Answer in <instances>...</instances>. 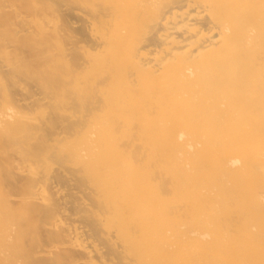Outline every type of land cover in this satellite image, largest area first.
Listing matches in <instances>:
<instances>
[{"label": "bare ground", "instance_id": "bare-ground-1", "mask_svg": "<svg viewBox=\"0 0 264 264\" xmlns=\"http://www.w3.org/2000/svg\"><path fill=\"white\" fill-rule=\"evenodd\" d=\"M0 264H264V0H0Z\"/></svg>", "mask_w": 264, "mask_h": 264}, {"label": "rangeland", "instance_id": "rangeland-1", "mask_svg": "<svg viewBox=\"0 0 264 264\" xmlns=\"http://www.w3.org/2000/svg\"><path fill=\"white\" fill-rule=\"evenodd\" d=\"M26 0H15V2H18V3H20V4H22L23 2H25ZM38 1V3L40 4L41 3V0H37ZM2 15V14H1ZM27 59H33V58H27Z\"/></svg>", "mask_w": 264, "mask_h": 264}]
</instances>
